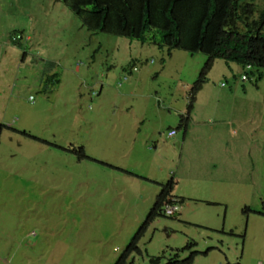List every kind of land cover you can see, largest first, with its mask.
<instances>
[{
  "label": "rangeland",
  "instance_id": "obj_1",
  "mask_svg": "<svg viewBox=\"0 0 264 264\" xmlns=\"http://www.w3.org/2000/svg\"><path fill=\"white\" fill-rule=\"evenodd\" d=\"M206 60L0 0V264H113L169 178L123 264H264V71L212 59L188 110Z\"/></svg>",
  "mask_w": 264,
  "mask_h": 264
},
{
  "label": "trees",
  "instance_id": "obj_2",
  "mask_svg": "<svg viewBox=\"0 0 264 264\" xmlns=\"http://www.w3.org/2000/svg\"><path fill=\"white\" fill-rule=\"evenodd\" d=\"M56 1L77 17L87 31L138 41L149 39L167 50L180 49L205 54L207 60L189 90L191 100L187 109L206 79L204 72L208 70L212 59L240 65L245 75H255L254 84L262 76L260 70L264 71V6L256 9L254 0ZM19 38L21 36L16 34L12 43L16 45ZM245 66L249 68L244 70ZM185 120L186 116H181V124L178 125H184ZM73 152L77 159L87 158L80 148ZM173 185L172 178L159 184L152 206L113 264H123L129 253L136 250L137 240L151 219L155 215H164L162 203L167 197H174L171 194ZM177 201H182V198H177ZM193 255L190 252L182 260L165 264H190ZM150 260L156 262L157 258Z\"/></svg>",
  "mask_w": 264,
  "mask_h": 264
},
{
  "label": "built area",
  "instance_id": "obj_3",
  "mask_svg": "<svg viewBox=\"0 0 264 264\" xmlns=\"http://www.w3.org/2000/svg\"><path fill=\"white\" fill-rule=\"evenodd\" d=\"M174 129H169L167 132H166V135L167 136H172L174 135ZM176 202V199L174 198H166L163 203H162V211L165 215H171L173 214L178 206L175 204Z\"/></svg>",
  "mask_w": 264,
  "mask_h": 264
},
{
  "label": "clouds",
  "instance_id": "obj_4",
  "mask_svg": "<svg viewBox=\"0 0 264 264\" xmlns=\"http://www.w3.org/2000/svg\"><path fill=\"white\" fill-rule=\"evenodd\" d=\"M249 67L248 66H245V68H244V70H247ZM126 76H122V78H121V80L117 83V85H119L120 84V82L121 81H125L126 80ZM246 78V75H245V73L243 72V74L241 75V79H245ZM220 85H222V83H220ZM98 92H95V91H91V95H96ZM170 129H174V128H170ZM169 130V129H168ZM167 130V131H168ZM174 131H175V129H174ZM175 133V132H174ZM173 136V135H172ZM169 137V136H168ZM171 137V136H170ZM168 198V197H167ZM171 198H174V199H176V201H177V198L176 197H171ZM178 202V201H177ZM175 204H176V202H175ZM177 205V204H176ZM177 210H178V208H177ZM177 210L174 212V213H176L177 212ZM161 211H162V208H161ZM162 213H163V211H162ZM173 213V214H174ZM164 214V213H163ZM173 214H171V215H173ZM165 215V214H164ZM171 215H165V216H171Z\"/></svg>",
  "mask_w": 264,
  "mask_h": 264
},
{
  "label": "crops",
  "instance_id": "obj_5",
  "mask_svg": "<svg viewBox=\"0 0 264 264\" xmlns=\"http://www.w3.org/2000/svg\"><path fill=\"white\" fill-rule=\"evenodd\" d=\"M202 87V85L199 87V89ZM189 108H191V106L189 107ZM189 110V109H188ZM187 122V121H186ZM186 122H185V124L183 125V127H184V130H183V134H182V142H184L185 141V138H184V136L186 135V130L188 129V124H186ZM180 126L178 125V128H179ZM172 128V127H171ZM170 129V128H169ZM174 129H175V133H174V135L173 136H175L176 135V133H177V128L176 127H174Z\"/></svg>",
  "mask_w": 264,
  "mask_h": 264
}]
</instances>
